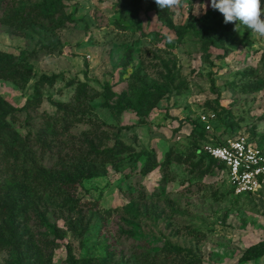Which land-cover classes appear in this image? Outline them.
Listing matches in <instances>:
<instances>
[{
  "label": "rangeland",
  "instance_id": "374dc122",
  "mask_svg": "<svg viewBox=\"0 0 264 264\" xmlns=\"http://www.w3.org/2000/svg\"><path fill=\"white\" fill-rule=\"evenodd\" d=\"M39 2L0 0V119L24 106L4 118L39 160L0 176V264H264V190L203 157L264 149V36L210 0Z\"/></svg>",
  "mask_w": 264,
  "mask_h": 264
},
{
  "label": "built area",
  "instance_id": "2783aa9c",
  "mask_svg": "<svg viewBox=\"0 0 264 264\" xmlns=\"http://www.w3.org/2000/svg\"><path fill=\"white\" fill-rule=\"evenodd\" d=\"M201 119L205 121L206 117ZM204 152L223 165L226 180L235 194H256L264 190V151L246 136L206 145Z\"/></svg>",
  "mask_w": 264,
  "mask_h": 264
},
{
  "label": "trees",
  "instance_id": "16d2710c",
  "mask_svg": "<svg viewBox=\"0 0 264 264\" xmlns=\"http://www.w3.org/2000/svg\"><path fill=\"white\" fill-rule=\"evenodd\" d=\"M60 1L61 0H40L39 5L41 6L44 14L50 16L57 12V9H58L57 6L58 4H60ZM185 29H191L194 32L199 33V30H195L191 25L186 26ZM208 31H209L208 28L204 30V32H208ZM107 88L109 89L108 86ZM156 89L160 91L159 88H156ZM140 97L137 98L135 105H130V104H122L121 102L122 96L118 95L116 99V103L118 107L132 108L134 111L138 112L139 106L141 104ZM23 108L24 106L19 107V108L9 107L1 116V119H0V167L1 168L0 169L2 170H0V176L10 175V177L14 178L17 176L18 172L21 173L22 175H25L27 169L29 168V165L37 166V164L39 163V160L37 159L35 154H33L30 150H25L21 152L23 148H18L16 143L12 142V130L8 122L4 118V116L7 113H11L13 111H20ZM248 140L250 139L248 138ZM219 143L221 144L222 142H216L213 144H219ZM262 150L264 151V149ZM203 157L206 159L207 163L218 164L223 170V165L218 163L217 160H215L213 157H211L209 154H207L204 151H203ZM151 159H152V155L151 153L148 152L147 157H146V165H148ZM15 166L16 168L14 169ZM42 181L43 180H41V183H39L38 185H41ZM0 184H1V181H0ZM68 252H69V249H68ZM263 255H264V240L259 242L256 245L249 247V249L246 251L245 259L249 260V259L259 258Z\"/></svg>",
  "mask_w": 264,
  "mask_h": 264
},
{
  "label": "clouds",
  "instance_id": "9594fccd",
  "mask_svg": "<svg viewBox=\"0 0 264 264\" xmlns=\"http://www.w3.org/2000/svg\"><path fill=\"white\" fill-rule=\"evenodd\" d=\"M157 7L164 9H179L185 0H155ZM211 7L218 10L224 18V23H237L252 32L264 36V7L261 0H210ZM206 11V6L201 7Z\"/></svg>",
  "mask_w": 264,
  "mask_h": 264
}]
</instances>
